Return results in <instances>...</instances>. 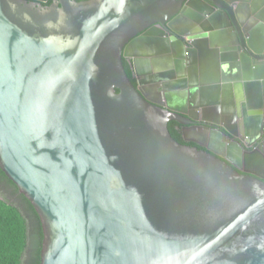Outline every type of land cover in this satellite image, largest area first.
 Listing matches in <instances>:
<instances>
[{"label":"water","instance_id":"obj_1","mask_svg":"<svg viewBox=\"0 0 264 264\" xmlns=\"http://www.w3.org/2000/svg\"><path fill=\"white\" fill-rule=\"evenodd\" d=\"M35 7L0 0V170L40 220V264H264V177L209 146L261 139L264 0Z\"/></svg>","mask_w":264,"mask_h":264},{"label":"trees","instance_id":"obj_2","mask_svg":"<svg viewBox=\"0 0 264 264\" xmlns=\"http://www.w3.org/2000/svg\"><path fill=\"white\" fill-rule=\"evenodd\" d=\"M125 70L132 80L130 69L125 66ZM176 128L175 123L168 125L171 137L184 145ZM0 195L13 201L11 204L0 198V264H40L43 241L40 220L30 203L1 170Z\"/></svg>","mask_w":264,"mask_h":264},{"label":"flooded vegetation","instance_id":"obj_3","mask_svg":"<svg viewBox=\"0 0 264 264\" xmlns=\"http://www.w3.org/2000/svg\"><path fill=\"white\" fill-rule=\"evenodd\" d=\"M18 1L26 2L28 5H30V4L35 5L36 7L33 8V10L28 9V11L33 14V12H37V8H41L43 10H50V9H53L57 6L59 9H62V5L66 6V5L70 4L71 2H75L77 4H82V3H88V2H91L94 0H43V2H38L37 0H18ZM157 29H159V31L155 32L156 34L152 35L151 39L160 40L161 41V43H160L161 47H164V48L167 47L165 40L168 41L170 47H171V45H173V43L177 44L179 41H183L177 35L170 34L165 29H162L159 27H157ZM163 33H165V35H163ZM151 48L152 47L147 44L146 46H144V50H143V48L141 50H142V52H144L146 54V53H148L149 50H151ZM177 48H180V47H178V45H177ZM131 52L133 53V51H131ZM177 52L180 53V50H177ZM131 61H132V59H126L125 58V59H123V64H125L124 68L126 66L128 70L130 69L132 81L134 82L133 84L136 86V79H135L133 71L131 70V65H130ZM154 92L158 93L157 90H154ZM156 93L152 92L151 97L153 99H155V97L157 96ZM176 125H177L176 129H177L179 136H180V139L184 145L191 147V148L195 147L199 150L207 151L199 145V144L203 143V141H201L199 139V136H198L199 134H196V132L193 131L194 127L193 128H187V127H184L182 125H178V124H176ZM229 126L231 128V131L233 133H235L237 137H241V135H242L241 133H243V131H244L242 129V127H243L242 124H239V122L235 123V128H232L231 125H229ZM262 127H263L262 128L263 132L261 135V139L250 147H247L245 144L241 143L242 151H240L238 148L234 147L230 143L223 142V140L221 138H219L218 141H213V140H212V142L210 141L209 146L211 147L212 151H214L218 155H222L223 157L227 156V154L230 153L229 154L230 160L232 161V163L234 165H231L226 159H223V161H225L234 170H236L238 172H240V170H238V168L243 170V173L240 172L241 175H244V172H252V173H256V174H259V175L264 177V122L262 124ZM235 140L238 141V139H235ZM192 141H194V142H192ZM222 146H224L223 149H222ZM227 148L232 149V152H229V153L226 152Z\"/></svg>","mask_w":264,"mask_h":264}]
</instances>
